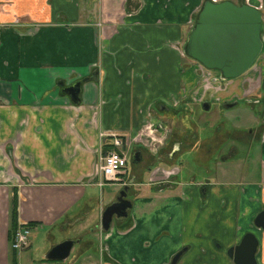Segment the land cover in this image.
<instances>
[{
    "label": "crops",
    "instance_id": "1",
    "mask_svg": "<svg viewBox=\"0 0 264 264\" xmlns=\"http://www.w3.org/2000/svg\"><path fill=\"white\" fill-rule=\"evenodd\" d=\"M207 2L0 0V264H24L34 245L13 262V188L19 193V223H33L34 233H44L46 251L65 241L56 243V231L74 232L68 240L78 258L71 264H78L93 243L84 237L90 231L86 223L96 211L102 214L121 187L99 186L100 146L111 140L101 134L139 144L156 106L178 104L183 116L192 114L206 96L195 92L199 84L214 88L213 98L221 102L250 97L260 86L264 58L221 85L208 83L201 66L179 52L177 45H187ZM76 82H82L79 105L66 93ZM155 116L166 119L159 111ZM256 150V157H248L255 170L245 173H258V179L244 185L223 170L207 190L163 169L134 183L132 218L100 232L104 264H170L184 249L178 264H235L227 252L247 233L259 239L257 259L264 264V232L254 225L264 210V141ZM46 258L41 264L65 263Z\"/></svg>",
    "mask_w": 264,
    "mask_h": 264
},
{
    "label": "flooded vegetation",
    "instance_id": "2",
    "mask_svg": "<svg viewBox=\"0 0 264 264\" xmlns=\"http://www.w3.org/2000/svg\"><path fill=\"white\" fill-rule=\"evenodd\" d=\"M207 1L212 2L214 4H219L222 2H231L228 0H225V1L224 0H207ZM251 1L252 0H245V4H236V5H238V6L247 5V6L253 7V8H255L261 12V14H262V34H263V41H264V15H263V13H264V1L260 0L263 4L261 7H255V6L251 5V3H250ZM202 10H201V12H202ZM201 12H200V14H201ZM200 14H199V16H200ZM199 16H198L197 20L195 21L194 29L197 25ZM187 46H188V43H187V45L186 44L177 45L179 52L184 56H188ZM261 58H264V47H263V51H262L261 56L255 62L253 67L255 65H257L259 62H261ZM199 66H201L200 68L202 69V71L204 70L203 71L204 73H205V71H207V73L209 74V72H208L209 70L205 69L201 64H199ZM247 73H245V74H247ZM208 74L205 73V77H203V78L207 79L208 83H214V82L216 83L219 81V82H222L221 85H223V84L227 83L226 81L234 80V79L224 80L220 76L211 77V76H208ZM245 74H243L242 76H244ZM202 75H204V74H202ZM242 76H240V77H242ZM203 83H206V82H203ZM199 85H201V86L196 87L195 92H205L206 96L199 103V106H197L194 110H196L199 107L200 108L202 107L205 111H209L212 107V104L214 103L216 105H219V107L222 111V114H220V113L219 114L221 115V117H223V119L226 122L230 118H227V117L225 118L224 113L226 111L230 110L231 108L236 107L239 104L238 102L246 101L248 105L253 106L256 103L258 104V101L260 100L259 103L263 104L261 102V100L263 98L262 94H264V77H263V80L261 81L260 86L258 88H256V89L252 88V91L254 93L252 95H250V97L239 98V97L235 96V97H232L231 99H229L227 101H223V102L213 98L214 88L213 89L209 88L208 90H205V88L202 87L203 84H199ZM207 104L209 106L208 109H206L204 107ZM176 107H178V104L174 106L175 109L172 108V111H170L172 113V115L170 117H168V120L171 121L172 125H174L179 120L182 121L180 129L176 128V130H175L170 125H169V127L163 126L164 125L163 120L157 121L156 120L157 117L155 116V112H153V111L150 112V115L148 118V119H151V121H147L145 124V129H148V130L150 129V127H148L149 123L153 124L154 130L158 131V132H162V131L164 132L167 128L170 129V132L169 133L167 132V135L164 138L165 140L157 141L155 139V140H153V142L150 143V145L146 144L145 141L142 140V135H141L145 130L139 135L140 137L138 136V143L139 144H134L133 142H129L127 140L125 141L123 139L125 142V149L128 150V152H129V158H128V162H127V166H126L127 173H126V175L121 177V181L113 182V183L119 184L121 187L118 191H115L112 193L114 195L113 199H112V201H110L106 205L101 216H103V213L107 209V207H109L111 205H115V204L119 205V204H123L124 201H127L126 203L130 202L132 206H131V208H127V216L126 217H118L116 214L114 215L111 228H112L114 223L123 222V221L129 219L130 217L132 218L133 215L131 212L134 209L135 197L137 196L136 192L133 189L134 183H136L138 181L140 182L141 180H145L144 178H145L146 174H148V179H149L151 177V175H153L156 172H159L160 171L159 169L165 170V172H167L169 174V177L180 176V174L182 172V166L184 165V162H181V157L187 151H190L193 149H198L199 150L198 152H200V158L201 159L210 158L213 155L219 154L215 158V167H216V171L214 174L215 176L218 175L219 172H222V170H223V172L227 171L231 176H235L234 179L239 180V181H244L243 185L245 184L246 181L258 179V177L255 175L252 178H246L245 172H248L250 174L251 172H254V170H255L254 166L250 162L251 160H249V158H247L246 156L248 155L250 150H252L250 148V146L253 145L254 150H256L257 145H259L260 143H262L264 141V124L261 123L263 120L258 121L259 124L257 125L256 129L253 128V129L246 131V132H243V131L239 132L238 130H236L237 127L235 125H233L232 131L230 133H228V132L224 133L226 131V126L223 123H221V124L215 126V128L217 127V129H216V133L212 139L206 140L205 142H199V130L197 128V125L191 124L188 121V118L190 116H194L195 111L193 110L192 114H190V115L184 116L182 118H178L179 116L182 115V113H181V110H177ZM159 108L160 109H163V108L166 109L164 105L163 106L160 105ZM154 120L156 121V124L153 123ZM188 124L190 125V127H187ZM105 134H107V133H105ZM146 135L150 136V135H152V133L150 132V133H147ZM119 136H121V135H119ZM225 137L231 138L233 140H235L237 138V140H235V141H238V142L242 143L243 145H245L244 148L248 149V153L246 154V156H244V157L240 156V150H239L240 148H238V146H232L228 153L223 154L222 149H223V143H224ZM108 138L111 139V140L109 139L110 140V142L108 144V146H109L110 144H112L113 138L111 137V135H109ZM139 138H140V140H139ZM133 145H134V147H133ZM134 148H137V149H134ZM133 149H134V151H133ZM254 150H252V151H254ZM132 151H133V154L130 156ZM138 159H139V161L137 163H134V160H138ZM129 162H132V164H134V165L139 164V165H137V169L134 168L135 171H132V174L130 176H129V170H128ZM217 170L219 171L218 173H217ZM125 176H127V179L124 178ZM188 182L193 184V183H196L197 181H196V179H192V180H188ZM199 182L201 183L200 186L202 187V190H207V183L212 182V180L199 181ZM125 188H127V189H125ZM12 191H13V189H12ZM120 197H121V200L119 199ZM11 198H12V192H11V197H10V209H11ZM126 203H125V206H126ZM262 211H264V210H262ZM257 216H256V218H257ZM256 218H255V220H256ZM255 220H254V225L257 227V225L255 224ZM101 222H102V217H101ZM21 226L31 228V232H32V229L36 228L35 224H33V223H19V221H18V224L13 231L12 230L10 231V229H9L8 234H9L10 248H11V243H12L14 234H15L16 230ZM100 227L101 226H98L99 229H100ZM259 230H261V229H259ZM101 232H103V230H101ZM108 232L109 231H107L105 233H108ZM247 234H253V233H247ZM253 235H255V234H253ZM103 237H104V235H103ZM255 237L257 238L256 235H255ZM243 238H242V240H243ZM242 240H241V242H242ZM257 240L259 242L258 249L256 252V260H257V264H258L257 254H258L259 247H260V241L258 238H257ZM65 241H71L74 243V241L68 240V239ZM29 246H30V244H29ZM11 250H13V249L11 248ZM25 250H23V251H25ZM227 254H228V252H227ZM46 260L50 262V260H48L47 258H46Z\"/></svg>",
    "mask_w": 264,
    "mask_h": 264
},
{
    "label": "water",
    "instance_id": "3",
    "mask_svg": "<svg viewBox=\"0 0 264 264\" xmlns=\"http://www.w3.org/2000/svg\"><path fill=\"white\" fill-rule=\"evenodd\" d=\"M263 47L260 11L232 2H207L189 37L187 54L205 69L217 71L222 79L228 80L247 73L261 56ZM66 93L73 104L79 105L82 82H76L67 88ZM204 107L209 108L208 104ZM138 161L139 159L134 160V163ZM119 199L121 200V197ZM126 202L107 207L102 216L103 231H109L115 214L118 217L127 216V208L132 205ZM255 224L264 231V211L257 216ZM258 245L255 235L247 234L239 245L228 250V256L235 264H257ZM73 246L71 241L60 243L50 250L47 259L54 262L65 261L69 258ZM185 251L184 249L177 253L170 264H178Z\"/></svg>",
    "mask_w": 264,
    "mask_h": 264
},
{
    "label": "rangeland",
    "instance_id": "4",
    "mask_svg": "<svg viewBox=\"0 0 264 264\" xmlns=\"http://www.w3.org/2000/svg\"><path fill=\"white\" fill-rule=\"evenodd\" d=\"M208 72L209 74L207 73V71H205V73L208 74V76H211V77L220 76L221 77L220 73L217 71H208ZM262 97L263 98L261 102L263 104L259 103L260 100L258 101V104L256 103L253 106L248 105L246 101L238 102L239 104L236 107H233L224 113L225 118L226 117L230 118L227 122L220 115L222 114V111L219 105H216L214 103L212 104V107L209 111H205L202 107L201 108L199 107L196 110H194L195 111L194 116H190L188 118V121L191 124L197 125V128L199 130V142H205L206 140L212 139L217 129V127L215 128V126L221 123H223L226 126V131L224 133L226 132L230 133L232 131L233 125L237 127V129L236 128L235 129L238 130L239 132L241 131L246 132L253 128L256 129L257 125L259 124L258 121L264 120L263 119L264 118L263 117L264 116V94H262ZM159 106H156L153 112L157 113L159 111L162 115L166 117V119L163 120V124L166 122V124L170 125L175 130L176 128L180 129L182 121L179 120L174 125L171 124L170 120L169 122H167L168 121L167 118L172 115V113L170 112L172 111V107H167L166 105H164L166 109L164 108L160 109ZM182 117L184 116L181 115L178 118H182ZM153 123L156 124V121L154 120ZM261 123L263 124V121ZM148 127H150V129L149 130L145 129V131L141 135H142V140L145 141V143L149 145L151 142H153L152 138L156 139L157 141H162V140H165L164 138L166 137L167 132L168 133L170 132V129L168 128L164 132L155 131L153 128V124L151 123L148 124ZM150 132L152 133V135L147 136L146 134ZM235 140H237V138ZM235 140L225 137L224 143H223V149H222L223 154L228 153L232 146H238V148H240L239 149L240 156L242 157L246 156V154L248 153V149H245L244 148L245 145ZM134 149H137V148H134ZM133 151L131 152L130 156L133 154ZM198 151H199L198 149H193V150L185 152L182 155L181 162H184V165L182 166V172L180 174L181 180L183 178L186 180L196 179V181L199 182V181H206V180H214L216 177L221 178L222 177L221 172H219L218 170H217V173L219 172L218 175L216 176L214 175L216 171L215 158L219 154L213 155L210 158L201 159L200 152ZM256 151L257 150H254V151L250 150V152L248 153L246 157L247 158L249 156L256 157L257 155ZM137 165H134L132 164V162H129V166H128L129 176L132 174V171H135V169H137ZM158 176H160V173H158ZM255 176L258 177V173H256ZM234 177L235 176H230V179H234ZM144 179L148 180V174H146ZM118 188H119V184L109 183L108 187H106L105 190L115 191ZM90 205L92 204L86 203L84 204L83 207L90 206ZM101 217L102 216L99 215L98 211H96V213L92 214L90 220L86 223V225H88L87 228H89L90 231L85 233L84 237L86 239H89L93 243L91 244V246H89L86 249L87 251L85 250V252H83L82 254H79V259L77 260L78 264H82V263L104 264L106 263V259L104 258V254L106 255V253L103 250L104 249L103 240H102L103 235L101 236V233H100L102 229L101 227L100 229L98 228V226H101ZM97 228H98V232L96 231ZM34 230L35 229H32V232L29 238V244H31V242H34V245L32 249L28 250V252L26 253V260H24V264H32L33 259L37 260V264H41V259L44 260L46 255L50 251L49 246H48V250L46 251L47 246H44L43 244L44 233L43 232L34 233ZM91 230L92 231L94 230L95 233H93ZM55 234L56 235L54 237H55L56 243H60L64 240H67L68 237H74L75 235L74 232H71V231L68 234L60 233L56 231ZM36 247H39V249H37ZM75 250H76V246L74 250L71 252L69 258L64 261L65 262L64 264H71L75 261L76 258H78L77 256L78 253H76ZM88 258L89 260L86 261Z\"/></svg>",
    "mask_w": 264,
    "mask_h": 264
},
{
    "label": "built area",
    "instance_id": "5",
    "mask_svg": "<svg viewBox=\"0 0 264 264\" xmlns=\"http://www.w3.org/2000/svg\"><path fill=\"white\" fill-rule=\"evenodd\" d=\"M103 138L108 137V134H101ZM113 138L112 148L104 150V143L100 146L99 158L96 166V173L100 178L99 186L103 188L107 183L119 182L121 177L127 173V162L129 152L125 149L123 138L117 134H111ZM153 139V138H152ZM155 140V139H153ZM31 228L19 227L13 237L11 248L18 253L22 252L29 246V238Z\"/></svg>",
    "mask_w": 264,
    "mask_h": 264
},
{
    "label": "trees",
    "instance_id": "6",
    "mask_svg": "<svg viewBox=\"0 0 264 264\" xmlns=\"http://www.w3.org/2000/svg\"><path fill=\"white\" fill-rule=\"evenodd\" d=\"M109 144V143H108ZM111 149L112 145L104 146V150ZM18 218H19V193L18 190L13 188L12 191V198H11V209H10V231L14 230L18 224ZM12 259L13 262L16 261V256L18 254L17 251L12 250Z\"/></svg>",
    "mask_w": 264,
    "mask_h": 264
}]
</instances>
